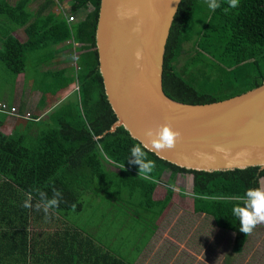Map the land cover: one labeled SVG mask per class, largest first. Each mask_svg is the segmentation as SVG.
<instances>
[{"label":"trees","instance_id":"obj_1","mask_svg":"<svg viewBox=\"0 0 264 264\" xmlns=\"http://www.w3.org/2000/svg\"><path fill=\"white\" fill-rule=\"evenodd\" d=\"M68 1L69 11L78 17L72 22L56 12L51 0H0V62L13 82L19 73L31 80L28 88L40 93L38 106L69 85L76 86L71 99L46 114L22 105L17 114L0 111V127L6 115L27 120L23 129L9 134L0 129V264H41L44 259L47 264H133L126 255L108 251L100 261L92 258L80 236L86 232L74 225L69 214L83 210L85 195L105 194L127 204L137 199L149 213L146 220L153 225L152 234L173 193L166 187L164 199L154 200L156 183L142 179L139 166L128 162L130 149L142 144L123 126L109 131L116 115L99 71L95 32L100 0ZM220 3L212 11L205 0H180L163 55L162 87L170 98L210 103L264 82V0H239L238 8H229L226 0ZM17 31L24 37L19 38ZM56 63L65 65L49 67ZM145 151L155 161L151 175L157 181L164 172H168L167 184H174L179 173L192 174L194 212L232 231L231 251L241 253L251 234L239 231L232 207L249 188H260L264 167L192 170ZM53 187L62 191L63 201L50 219L34 207H22L29 197L33 205L38 202L37 190L51 196ZM126 217L133 218V232L136 217ZM57 221L62 226H55ZM44 225L55 226L49 232L57 240L47 248H42L38 235L36 241L32 236L43 231L49 235Z\"/></svg>","mask_w":264,"mask_h":264},{"label":"water","instance_id":"obj_2","mask_svg":"<svg viewBox=\"0 0 264 264\" xmlns=\"http://www.w3.org/2000/svg\"><path fill=\"white\" fill-rule=\"evenodd\" d=\"M180 0H100L95 32L104 91L123 126L142 146L192 170L264 167V82L238 95L190 104L165 94V44ZM137 53L139 54L137 56ZM167 123L181 132L155 151L146 130Z\"/></svg>","mask_w":264,"mask_h":264},{"label":"rangeland","instance_id":"obj_3","mask_svg":"<svg viewBox=\"0 0 264 264\" xmlns=\"http://www.w3.org/2000/svg\"><path fill=\"white\" fill-rule=\"evenodd\" d=\"M13 1L11 0V2ZM31 7H34V3L31 4ZM17 34L19 38L24 37L21 31H17ZM189 46L190 44H185L186 48ZM74 53L76 55L77 52L75 51ZM63 65L65 64L61 63L51 65V67L55 68ZM16 83H18L16 86L17 96L22 90L23 82L21 75L17 77ZM12 84V74L0 62V98L11 100L12 96L9 92V86ZM26 86H28L27 83ZM28 89V87L25 88L27 92ZM73 94L74 85L72 84L65 90L60 91L50 102L45 104L47 110H37L43 111L46 114L59 103L68 98L71 99ZM29 95H27V98L33 102L38 98V93L34 96L33 93ZM31 112L35 113L37 111L33 109ZM36 127L37 125H34V128ZM23 131L25 133L28 132L27 129ZM111 169L118 171L117 167L113 168L112 166ZM166 176H163L165 177V183L167 182ZM191 179L192 174L189 173L175 179L174 184L177 191H173L168 206L160 215L157 221V227L154 230L155 234L150 238L148 246L144 242L150 236L153 225L147 222L146 219H148L149 213L145 211L137 199L127 204L122 200H110L105 194L99 196L85 195L83 198V210L80 212H71L69 216L75 226L97 237V240L104 246L122 251L129 259L139 255L144 249L149 250L150 255H156L163 248L162 251L172 250V258L168 259L166 264H180V261L183 264H223L227 260V257L231 256L227 255V253L231 249L232 233L220 229L214 223L212 217L203 213L194 214L192 212L193 197ZM260 184L264 188V181ZM157 196L154 195V197ZM112 204L115 207H112ZM129 206L133 211L127 209ZM129 211L130 213L127 214ZM129 215L136 217L133 232L130 228L133 226V218L128 219L126 217ZM143 221L146 222L143 224ZM43 227L46 229L54 228L53 226L46 227V225ZM195 234L200 238L198 243L191 248V245L195 241L192 240ZM189 241H191V244H189ZM173 242L177 255H173ZM162 245L163 247H161ZM198 245H200L201 251L198 250ZM127 247L130 249L126 250ZM234 258L236 260L232 261L231 264H264V224L254 229L244 250ZM228 263H230L229 259L226 264Z\"/></svg>","mask_w":264,"mask_h":264},{"label":"clouds","instance_id":"obj_4","mask_svg":"<svg viewBox=\"0 0 264 264\" xmlns=\"http://www.w3.org/2000/svg\"><path fill=\"white\" fill-rule=\"evenodd\" d=\"M210 10L215 11L221 7L220 0H205ZM229 8H238L239 0H226ZM227 11V9H225ZM139 54L137 53V56ZM5 103V102H4ZM7 104V103H6ZM9 105V103L7 104ZM10 106V105H9ZM146 135L149 138L151 149L155 151H164L175 147L177 139L181 136V132L174 129L170 124H158L155 127H150L146 130ZM145 146L134 145L130 149L128 162L139 166L138 175L152 183H159L151 174L155 170V161L147 158ZM264 171V169H261ZM165 187L172 191H177L175 184H167ZM38 191L39 200L33 205L31 197L26 199L22 207L35 208L36 211H43L45 219H50V214L54 209L59 208L63 201V193L60 189L52 188L51 196L47 192ZM232 214L239 221V231L246 236L252 234L254 229L264 224V188H249L244 196L236 202L232 207Z\"/></svg>","mask_w":264,"mask_h":264},{"label":"crops","instance_id":"obj_5","mask_svg":"<svg viewBox=\"0 0 264 264\" xmlns=\"http://www.w3.org/2000/svg\"><path fill=\"white\" fill-rule=\"evenodd\" d=\"M56 64H60V63H56ZM49 67H51V65H49ZM51 68H53V67H51ZM56 68H59V67H55L54 69H56ZM19 75L22 76V82L23 83H22V90L16 96V86L18 84L16 82H17V77ZM30 81L31 80L26 81L24 79V75L22 73H19L16 76V79L14 80L13 84L11 86H9V92H10V95L12 96L11 97V100H7L6 98H0V102H5L7 104L9 103L10 106H14L15 108H17L18 106H21L22 105L24 107V109L25 110H28V111L33 110V109L36 110V111L42 110V109L47 110L45 108V106H46L45 104L38 106V99H39V96H40V93L39 92H37V91H31L30 89H28V92L25 90V88L30 85V83H31ZM26 83L28 84V86H26ZM71 85H69V86H71ZM75 87L76 86L74 85V88ZM4 89H6V88H4ZM65 89H62L60 91H63ZM59 92H57L56 94H58ZM30 93H33V96L38 93V98H37V100L35 99V102H33L31 99L27 98V95L30 96L29 95ZM39 112H41V111H39ZM41 113L44 114L43 111ZM26 125H27V120L25 118H22L20 116L6 115V117L4 119V122H3L2 126L0 127V129L5 134H9L12 131L23 129ZM109 168L113 172H118L115 169H111L112 166L109 167ZM164 175H167L166 178L168 179V172H164V174L162 175L159 183H156L155 189L153 191L152 197H153L154 200H162V199H164V197L166 195V188L163 187V186L165 184L167 185V182L165 183V179H164L165 177H163ZM180 176H182V175L179 173V174H177L176 178L177 177H180ZM262 181H264V177H261L260 178V183H262ZM191 182H192V179H191ZM262 186L263 185L260 184V187L261 188H262ZM154 195H158V196L157 197H154ZM168 204H167V206H168ZM192 212L194 214H198V213H195L194 210H193V203H192ZM201 215H203V214H201ZM159 217L154 222L155 223L154 224L155 225V229L157 227V221H158ZM56 223L57 224L55 226H57V227H59V225L62 226L61 225L62 221H59V222L57 221ZM52 230H54V228L47 229L49 235L47 234V232H44L43 231V232H39V233H34V235L32 234V236L34 237V239L36 241V236L35 235H38V239H39V241L41 243L42 248L43 247L44 248H47L50 245L55 244V241H57V240L54 239L53 233L52 232H49V231H52ZM223 231H225V230H223ZM228 232H231L232 233V240L231 241H233L234 233L232 231H228ZM153 234H155L154 231L152 232V234L150 235V237H149V239H148V241L146 243L147 246H148V242H149L150 238L152 236H154ZM80 236L82 237V243L85 242L86 245H87V247H88L86 249L87 253L90 252L92 258L95 257V258L98 259V261H100L103 258V256L106 254V251H108V253H113L114 252L115 255H117L118 253L123 254L122 251H119L118 249L104 246L100 241L97 240V237H95V236H93V235H91V234H89L87 232L86 233H84V232L83 233H80ZM199 238L200 237L199 236H196V234L193 236V239L192 240H195V241L193 242V245H191V248L196 243H198ZM90 241H92V243H93L91 246H89V244H88ZM189 244H191V241H189ZM173 246H174L173 247L174 248L173 249V255H177V252L175 250V244H174V242H173ZM161 247H163V245ZM198 247H199L198 250L201 251L200 245H198ZM162 249L160 251H158V253L156 255H153V254L150 255L149 250L144 249L139 255L132 257L131 260L133 261V264H166L168 262V259H171L172 258V250H163L162 251ZM239 254L232 253V251L230 249V251L227 253V255H231V256H228L227 257V260H225V262L223 264H226L227 261H228V259L230 261V263H228V264H231L232 261H235L236 260L234 257L237 256V255H239ZM146 256H147V258H146ZM182 256H186V255H182ZM182 259H185V258H182ZM35 264H37V261L35 262ZM41 264H47L46 260L44 259V262L42 261ZM49 264H51V262H49ZM180 264H183V263L180 261Z\"/></svg>","mask_w":264,"mask_h":264},{"label":"built area","instance_id":"obj_6","mask_svg":"<svg viewBox=\"0 0 264 264\" xmlns=\"http://www.w3.org/2000/svg\"><path fill=\"white\" fill-rule=\"evenodd\" d=\"M56 4V12L63 15L68 22L77 20V16L69 11V1L68 0H51ZM76 88V87H75ZM0 111L8 112L11 114H17V110L14 106H9L4 102H0Z\"/></svg>","mask_w":264,"mask_h":264}]
</instances>
